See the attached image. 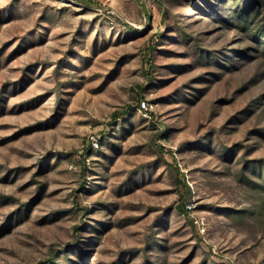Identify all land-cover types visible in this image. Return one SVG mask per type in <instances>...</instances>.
Here are the masks:
<instances>
[{
    "label": "rangeland",
    "instance_id": "obj_1",
    "mask_svg": "<svg viewBox=\"0 0 264 264\" xmlns=\"http://www.w3.org/2000/svg\"><path fill=\"white\" fill-rule=\"evenodd\" d=\"M0 264H264V0H0Z\"/></svg>",
    "mask_w": 264,
    "mask_h": 264
},
{
    "label": "built area",
    "instance_id": "obj_2",
    "mask_svg": "<svg viewBox=\"0 0 264 264\" xmlns=\"http://www.w3.org/2000/svg\"><path fill=\"white\" fill-rule=\"evenodd\" d=\"M92 146L97 147V140L95 138H92L91 142ZM188 209H190V206H188Z\"/></svg>",
    "mask_w": 264,
    "mask_h": 264
},
{
    "label": "trees",
    "instance_id": "obj_3",
    "mask_svg": "<svg viewBox=\"0 0 264 264\" xmlns=\"http://www.w3.org/2000/svg\"><path fill=\"white\" fill-rule=\"evenodd\" d=\"M122 115H125V113L123 112V113H121ZM116 115V114H115Z\"/></svg>",
    "mask_w": 264,
    "mask_h": 264
}]
</instances>
